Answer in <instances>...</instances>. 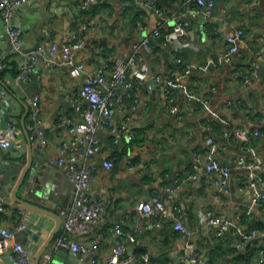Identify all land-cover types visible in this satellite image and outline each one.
<instances>
[{
  "label": "crops",
  "instance_id": "1",
  "mask_svg": "<svg viewBox=\"0 0 264 264\" xmlns=\"http://www.w3.org/2000/svg\"><path fill=\"white\" fill-rule=\"evenodd\" d=\"M83 1L23 3L14 13V24L22 27L21 48L15 52L0 14V62L7 63L0 67V85L9 89L20 107L19 139L23 145L21 150L0 147L1 187L8 199L0 224L16 231L15 239L29 247L35 264L40 249L60 225L56 213L74 203L69 153L61 150L62 143L71 137L68 122L81 119L71 93L87 75L110 72L121 53L130 56L138 50L165 77L175 70L180 72L175 89L179 110H169L163 82L151 89L147 81L136 83L134 90L142 99L138 108L133 106L132 97L124 96L115 123H126L127 130L120 133L118 141L109 130L100 132L103 149L91 160L101 167L91 179L89 193L102 200L104 210L96 224L74 230L71 237L87 247L88 257L99 262L111 255L117 243L116 225L121 224V239L126 245L121 264H180L177 257L192 251L207 257L217 254V264H264V229L261 238L250 239L238 248L236 230L213 221L230 218L240 222L254 201L255 190L248 169L239 161L264 162V73H259L264 60V0H217L211 15L190 17L187 40L191 45L178 54L183 63L177 61L171 46L155 35L156 29L165 33L172 27L174 0H153L154 4L149 3L152 0H92L87 8L82 7ZM238 28L245 36L232 52L227 35ZM72 35L84 42L75 53L76 60L85 64L83 75L73 77L67 66H45L40 59L29 79L20 77L25 52L39 43L53 42L58 47L53 57L59 62L61 45ZM147 39L148 45L144 43ZM252 70L256 77L250 82L239 75V71ZM35 95L41 97L37 109L31 103ZM7 122L8 117L0 112V129ZM40 128L46 131V144H40ZM26 129L36 139L33 166L18 191L27 201L22 203L13 192L30 160ZM238 129L258 130L260 134L248 142L237 134ZM130 131L136 133L135 139L129 138ZM208 137L218 143L215 150ZM196 154L202 155L201 165L212 157L231 168L226 195L214 185V172L194 167ZM61 158L65 159L62 164ZM109 159L114 162L111 169L102 166ZM6 178L10 184L2 183ZM170 186L177 188L173 200L181 207L185 231L176 227V214L170 207L167 213L152 218L136 207L141 200L164 194ZM253 209L251 220L264 224V203ZM24 217L27 231H17ZM62 233L63 223L49 248ZM59 249L63 253L57 254ZM145 252L149 253L147 259ZM50 264L90 261H81L70 249L57 248Z\"/></svg>",
  "mask_w": 264,
  "mask_h": 264
},
{
  "label": "built area",
  "instance_id": "2",
  "mask_svg": "<svg viewBox=\"0 0 264 264\" xmlns=\"http://www.w3.org/2000/svg\"><path fill=\"white\" fill-rule=\"evenodd\" d=\"M31 0H0V14L6 24L9 39L12 44L13 52L19 51L22 44V27L14 24V13L23 3ZM92 0H84L83 8H87ZM154 4V1H149ZM217 0H174L172 17V27L165 33L156 29L155 35L162 37L166 44H169L174 52H180L191 45L187 40L190 26V17L209 16L216 7ZM245 32L238 28L234 33L227 35V40L231 44V51L238 50L239 41H243ZM83 40L78 35L69 36L61 45L59 62H56L53 55L58 47L56 43L49 44L47 41L39 43L36 47L25 52V60L21 65L20 77L27 80L39 60L45 66L62 64L69 68L73 77H79L84 74L85 64L77 61L75 53L82 48ZM144 43L148 45L149 40ZM260 57V56H259ZM177 61L183 63V59L177 56ZM6 62H0V67H5ZM189 67V65H188ZM187 67V68H188ZM239 75L245 82H250L256 77V71L249 73L239 71ZM133 77V78H132ZM181 80V74L178 70L165 77L154 70L151 64L145 60L143 55L136 50L130 56L120 54L116 57L113 68L110 72L101 70L97 74L86 76L78 90L71 93V99L76 105V109L81 113V119L78 122H68V131L71 137L62 143V151L69 153L67 160L71 164L70 179L74 186V203L71 208L60 209V215L63 218V233L58 240L50 246L40 258V264H50V261L57 248L70 249L78 256L81 261L89 260L90 264H121L126 252V245L122 241L123 230L121 224L116 225L117 243L112 249L111 255L103 262H99L95 257H88V249L85 245L73 240L71 234L74 230H85L89 226L96 224L104 210L101 199L92 196L89 193V186L94 173L101 167V164L91 161L92 157L103 149L100 132L109 130L116 135V141L119 140L120 133L127 130V124L115 123L116 111L123 104L124 96H130L133 99V106L138 108L142 99L134 90L136 83L147 81V87L153 88L157 83L163 82L165 85L166 98L169 104V110L176 112L179 110L176 102L175 89ZM194 96V94H191ZM41 97L35 95L32 100V106L37 109L40 106ZM0 112L8 117L7 126L0 129V147L8 149L16 146L20 150L23 148L19 139L21 131L19 115L20 107L10 93L9 89L0 85ZM36 117V113L32 115ZM32 127V126H31ZM33 128V127H32ZM40 144L48 142L46 131L39 129ZM237 134L244 140L250 142L253 137L260 134L258 130L248 131L238 129ZM119 135V136H118ZM136 133L130 131L129 138L135 139ZM32 141L35 137L31 136ZM207 142L215 150L218 143L213 137H208ZM196 163L194 167L205 168L209 172H214L216 177L213 182L218 187L222 195L229 191V178L231 168L228 165L220 163L211 157L204 165L200 160L202 155L196 154ZM65 159L61 158L62 164ZM103 167L111 169L114 165L113 160H104ZM130 164H133L131 161ZM239 164L246 167L249 171L248 178L250 185L255 190L254 201L245 212L248 218L253 214L254 206L264 203V162H252L243 158ZM255 169L262 171L261 175L255 172ZM196 175L194 174V177ZM177 191L176 187H166L164 194L152 195L149 199L141 200L137 203V209L149 218L168 212L170 207L176 214V227L185 231V226L180 220L181 207L173 200ZM8 199L1 187L0 179V215L6 211ZM25 215V211L22 210ZM215 223L223 226L234 227L238 236L236 247H243L247 241L263 233L259 229L245 230V225H240L230 218H214ZM27 227V220L24 217L18 222L17 231H23ZM16 231L6 225L0 224V258L14 264H34L32 253L27 245L15 239ZM133 237V235H130ZM144 258H149V253L143 254ZM176 261L180 264L190 262L193 264H210L207 257L199 251H192L188 254H180Z\"/></svg>",
  "mask_w": 264,
  "mask_h": 264
},
{
  "label": "water",
  "instance_id": "3",
  "mask_svg": "<svg viewBox=\"0 0 264 264\" xmlns=\"http://www.w3.org/2000/svg\"><path fill=\"white\" fill-rule=\"evenodd\" d=\"M259 73H260L261 75L264 73V60L261 61V66L259 67ZM27 112H28V111H27ZM26 115H27V113L23 116V120H22L24 126H25V121H24V119H25ZM26 133H27V137H28V141H29V146H30V152H31L30 160H29V164H28V166H27L26 169L24 170L23 175H22V177L20 178V180H19L18 184L16 185V187H15V189H14V192H13V196H14V198H15L17 201L22 202V203H27V201L24 200V199H22L21 197L18 196V191L20 190L21 186H22L23 184H25L26 176H27L28 172L30 171V169L32 168V166H33V162H34V156H33V146H34V145H33V141H32V139H31V135H30V132L28 131V129H26ZM18 164L21 165L22 163L19 162ZM17 175H18V173L15 174V175L12 177V179H15V178L17 177ZM2 183H4V184H10V183H8L7 178H6V180L4 179V180L2 181ZM7 186H9V185H7ZM56 214H57V216H58V218H59L60 225H61V224L63 223V218H62V216H61L60 214H58V213H56ZM60 225H59L58 229L60 228ZM26 229H27V228H25L23 231H27ZM58 229H57V230H58ZM57 230H55V231L50 235L49 239L46 241V243H44V245H43L42 248L40 249L39 253L37 254V256H36V258H35V264H40V258H41V256L43 255V253L49 248V245H50V243L53 241V239H54V237H55V233H56ZM262 236H263V235L260 234V235H257V236H255V237H253L252 239L261 238ZM59 253H63V251H62L61 249H59V250L57 251V254H59ZM0 264H4V262L2 261L1 258H0Z\"/></svg>",
  "mask_w": 264,
  "mask_h": 264
},
{
  "label": "trees",
  "instance_id": "4",
  "mask_svg": "<svg viewBox=\"0 0 264 264\" xmlns=\"http://www.w3.org/2000/svg\"><path fill=\"white\" fill-rule=\"evenodd\" d=\"M179 52H177V56H178ZM14 73H16V70H14ZM245 225V230L249 231L251 229H259L262 230L264 229V224L262 225H257L255 224L251 218H248L246 214L243 215V217H241L240 219V225ZM234 228V227H233ZM235 229V228H234ZM237 240H238V236H237ZM236 240V241H237ZM254 242H257L256 240ZM205 257H207L206 255H204ZM209 257H207L208 261L210 262V264H217L215 259L217 258V254H212L209 253L208 255Z\"/></svg>",
  "mask_w": 264,
  "mask_h": 264
}]
</instances>
